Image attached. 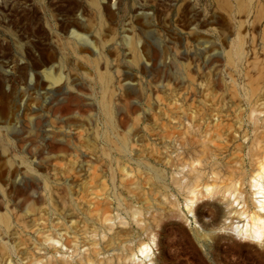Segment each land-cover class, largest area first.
Wrapping results in <instances>:
<instances>
[{
	"label": "rangeland",
	"instance_id": "1",
	"mask_svg": "<svg viewBox=\"0 0 264 264\" xmlns=\"http://www.w3.org/2000/svg\"><path fill=\"white\" fill-rule=\"evenodd\" d=\"M253 1L0 0V264H264L228 212L264 161Z\"/></svg>",
	"mask_w": 264,
	"mask_h": 264
},
{
	"label": "bare ground",
	"instance_id": "2",
	"mask_svg": "<svg viewBox=\"0 0 264 264\" xmlns=\"http://www.w3.org/2000/svg\"><path fill=\"white\" fill-rule=\"evenodd\" d=\"M244 2L245 0H237V4L239 7H242L244 5ZM253 2V0H249L250 9L252 6L254 7ZM245 5H248V2ZM261 5H263V3ZM256 10L258 11V14H256L258 15L259 22L261 25H263L264 6H258L256 7ZM52 77L55 80L59 79V76L53 75ZM251 173L252 177L249 180V186H246V183L244 182L245 180L242 179L239 187L231 190V193H233L232 195H234V198L229 201V204L233 205V203L237 202L238 205L241 204V207L238 208L237 206H234L232 207V209L228 210V212L233 211L235 214L234 217H236L239 222H243L241 225L239 223L235 225V230L238 235L250 240H257L258 242L261 240L262 242H264V161L260 162L259 165ZM188 192L192 194V196L188 197L190 200V203H188L189 211L194 213L195 220L197 219L198 221L200 219L198 216V209L193 207V203L195 201H198L201 197H210L212 195H215L216 185L215 183L209 182L203 184L202 187L199 189H191ZM193 229L195 231L199 230L197 227H194ZM139 251L142 254V262L145 260L147 261L148 258L151 259V246L145 241H142L140 243ZM65 262L69 263L68 261Z\"/></svg>",
	"mask_w": 264,
	"mask_h": 264
}]
</instances>
